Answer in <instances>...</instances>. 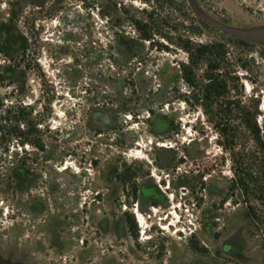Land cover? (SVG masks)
Here are the masks:
<instances>
[{
	"label": "rangeland",
	"instance_id": "374dc122",
	"mask_svg": "<svg viewBox=\"0 0 264 264\" xmlns=\"http://www.w3.org/2000/svg\"><path fill=\"white\" fill-rule=\"evenodd\" d=\"M52 1L0 0V264H264V153L250 161L238 146L233 157L195 104L179 79L184 30L157 37L168 50L135 45L162 69L155 95H133L131 82L115 95L109 62L79 57L111 37L89 27L95 10L64 0L63 27ZM186 3L207 24L204 40L264 49V0ZM255 81L260 121L264 67ZM26 106L36 126L22 146Z\"/></svg>",
	"mask_w": 264,
	"mask_h": 264
},
{
	"label": "trees",
	"instance_id": "16d2710c",
	"mask_svg": "<svg viewBox=\"0 0 264 264\" xmlns=\"http://www.w3.org/2000/svg\"><path fill=\"white\" fill-rule=\"evenodd\" d=\"M84 10H95L98 22L89 25L100 28L106 37L107 44L97 41L95 52L88 51L79 57L90 58L95 64L107 61L111 68L106 69L108 77L104 83L115 95H121L125 82H131L129 89L133 95L141 92L150 97L159 91L155 86L160 81L162 69L157 59L145 52L137 53L135 45L157 51L168 50L157 42V37H164L167 30L183 29L186 35L181 39L180 48L186 55V61L178 63L180 80L187 85L193 94L195 104L201 107L206 115L213 114L216 126L221 127V137L232 146L243 148L241 152L248 160L257 159L260 151L264 153V117L261 115V95L255 88V78L264 67V49L233 38L204 40L207 24L191 15L186 0H138L137 7L133 1L121 0H78ZM144 4V6H142ZM50 16L61 15L60 23L68 26L64 0H53L49 3ZM65 15V16H64ZM131 31L133 35H131ZM69 39H64L63 49ZM67 55V53H62ZM78 56H70L74 67L80 66ZM143 81L142 87L137 85ZM251 85L249 96L244 94L243 81ZM99 98V95L98 97ZM148 105L144 103L143 106ZM29 106L18 109L16 121L20 135V145H33L30 137L33 128L32 112L23 114ZM23 110V111H22ZM7 116L10 112H6ZM11 121L9 117L4 121ZM23 128L22 131L20 128ZM1 142L6 138L1 134ZM11 134V133H10ZM9 138L12 140V135ZM256 145V150L249 151L247 146ZM9 150L5 149L7 153ZM251 170V169H250ZM235 186H244L234 182ZM244 188V187H243ZM254 219L253 217H249Z\"/></svg>",
	"mask_w": 264,
	"mask_h": 264
},
{
	"label": "bare ground",
	"instance_id": "6f19581e",
	"mask_svg": "<svg viewBox=\"0 0 264 264\" xmlns=\"http://www.w3.org/2000/svg\"><path fill=\"white\" fill-rule=\"evenodd\" d=\"M171 214V213H170ZM137 220L140 222H138V224H141V223H143V215L141 216V214H138L137 215ZM146 225V224H145ZM145 236H146V234H145Z\"/></svg>",
	"mask_w": 264,
	"mask_h": 264
},
{
	"label": "flooded vegetation",
	"instance_id": "af4514ba",
	"mask_svg": "<svg viewBox=\"0 0 264 264\" xmlns=\"http://www.w3.org/2000/svg\"><path fill=\"white\" fill-rule=\"evenodd\" d=\"M137 218V217H136ZM138 222V221H137Z\"/></svg>",
	"mask_w": 264,
	"mask_h": 264
}]
</instances>
